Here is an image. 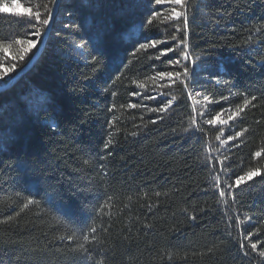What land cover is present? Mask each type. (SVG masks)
Instances as JSON below:
<instances>
[{
  "label": "trees",
  "instance_id": "16d2710c",
  "mask_svg": "<svg viewBox=\"0 0 264 264\" xmlns=\"http://www.w3.org/2000/svg\"><path fill=\"white\" fill-rule=\"evenodd\" d=\"M18 2L35 10L48 0ZM198 2L189 13L188 38L208 70L193 82L189 98L183 84L157 76L182 71L167 63L180 50L161 60L155 57L164 44L137 51L149 42L145 36L165 40L175 33L178 21L165 20L167 4L155 6L161 16L145 31L147 0H92V7L61 0L38 60L0 92V264H261L250 244L264 248V175L234 188V199L220 197L214 178L223 188L250 168L264 173V0ZM11 9L0 12V45L8 46H0V72L18 65L3 77L8 82L37 52L18 59L20 46L12 41L36 38ZM69 20L74 26L65 28ZM101 23L97 66L80 58L75 44L96 41ZM205 95L219 103L209 104ZM245 96L257 97L255 107L229 126L206 123L222 109L234 111ZM172 97L166 112L148 110ZM45 98L47 110H41ZM109 139L114 143L105 149ZM28 199L37 203L25 207ZM237 217H251L243 230ZM93 225L97 239L85 244L92 258L78 260L71 249L85 242L60 237ZM248 233L245 256L240 243Z\"/></svg>",
  "mask_w": 264,
  "mask_h": 264
},
{
  "label": "snow or ice",
  "instance_id": "6c2138e0",
  "mask_svg": "<svg viewBox=\"0 0 264 264\" xmlns=\"http://www.w3.org/2000/svg\"><path fill=\"white\" fill-rule=\"evenodd\" d=\"M82 3L85 4L87 7H92L93 3L92 0H81ZM149 5V12L150 15H147L146 20L143 24L140 25L141 28L145 29V31H148L151 29V27L154 26V21H156L161 16V11L156 8L157 5H165L167 4L169 6L168 8V14L165 17V20L167 21H178L174 25L175 27V33L171 34L169 37H167L165 40H158L154 37H148L145 36L144 39L146 43H142L139 45V49L137 51H146L148 48H157L159 44H164L165 47L159 51V55L155 57L156 60H161L162 57L167 56L168 53H174L177 50H180V56L176 60H172L171 57H168L167 63L169 65H172L174 68H182V71H159L157 72V76L160 79H164L167 77L168 81L171 84H175L176 82H179L184 85L185 91L188 92L189 98L192 97L193 94V82L198 78L199 74L201 72L207 71L206 64L207 62L201 57V56H194L192 52L190 51L191 45L189 43L188 33H189V13L193 11V8L199 7L198 0H147ZM61 0H48V3L46 4H38L35 6V10H33V6L29 7H23L22 4L18 2V0H12V3H0V12L5 11L8 8L16 9L23 7V12H16L15 15L17 17H22L26 19H21L16 21L18 24H26L27 28L34 29L30 33L31 36H34L36 39H15L12 41L14 44L19 45V53H18V59L20 61H24L25 57L32 52V50L35 48L37 51H39L38 44L43 43L42 37L45 34H48V28L50 25V22L54 18V10L58 9L60 7ZM40 7L44 8V11L41 12L39 9ZM68 15L71 17L72 13L69 12ZM35 21V23H33ZM182 21V23H180ZM74 22L69 20V22L64 24L65 28L73 27ZM78 27V25H75ZM261 28H264V25L261 26ZM103 24L101 23L100 28L97 31L96 41H84L81 39L80 43L75 44V48L78 50L77 55L80 58H83L86 63L93 64L99 66L102 57H103V51L98 46L97 41H99L103 34ZM260 29H258L259 31ZM250 31V30H249ZM29 33H25V35H28ZM182 34V36L180 35ZM4 39V38H0ZM249 40H251V37H249ZM262 40H264V33H262ZM170 41H175V44L172 47H168V44ZM4 47V50H8V46L6 45H0ZM95 53V54H93ZM35 55V54H33ZM135 55V53H134ZM88 57H91L88 59ZM15 59V58H14ZM31 60V58H29ZM187 62V63H186ZM18 65L13 64L10 69H7L5 72H0V87H4L7 85L8 81H4L3 77L7 75L8 71H12L15 69ZM28 67V64L25 63L23 66L20 67V72L17 73V75L22 74ZM223 68L221 67L220 72L223 73ZM9 79H12L11 77ZM220 82L219 80L217 81ZM224 83L227 85L229 84V81H224ZM160 87H166L167 85H159ZM143 87V86H141ZM136 95H139V93H135ZM115 95V94H114ZM161 95H167L166 93H161ZM199 95V93H197ZM243 95V94H241ZM150 99L155 100L156 97H149ZM175 97H172V99L168 100L167 104L163 105L160 108H151L148 109L149 111L153 112H166L168 108L175 102ZM205 101H207L209 104L213 103H219V101H213L209 98V96L205 95L203 97ZM229 97L227 96H221L220 100L227 101ZM257 100V97L252 96L250 99L245 96L243 100L242 105H237L235 110L231 109H222L221 113H218L215 117L206 120V123L209 125H216L220 124L222 126H229L228 121H234L236 120L250 105L252 107H255V105L252 103L253 101ZM47 99L45 98V103L41 105V110H47ZM130 107H137V105H129ZM208 109H205V112H207ZM228 111L230 112V115H228L227 120L221 119V115L223 112ZM205 113H201L200 116L203 118ZM0 120H2V117H0ZM155 122V121H153ZM51 126H55V122L53 121ZM111 126V122H110ZM193 126L198 128L197 121L195 118L193 119ZM188 131V129H185ZM198 130L203 131V129L198 128ZM248 129L244 128L241 131L235 132V137L242 136L243 132H247ZM111 135V134H110ZM135 135V133H133ZM232 135H229L227 137L228 140L235 139ZM221 141V145H225L226 141L221 139L220 136L217 137ZM114 141L112 139H109L105 144L104 148L108 149L110 145H112ZM111 155V153H109ZM255 157H261L262 152L257 151L254 153ZM227 157L224 158L226 160ZM87 164L88 161H85ZM221 170L223 171V164L224 161L221 160ZM103 167V166H101ZM106 175V173H105ZM258 175H264L260 171L259 167L250 168L247 172L244 173V175L238 176L235 179V184L232 183H224V187L221 188L220 185L223 183L219 177H215L214 179L217 181L214 185L215 188L219 190L220 197H234V188L240 187L242 184H246L249 181H251L255 176ZM225 189H228V191H225ZM156 195H160V193H156ZM112 200V197H108V200L106 203L110 202ZM37 203L33 199H28L27 203L25 204V207L28 205ZM103 207V205L101 206ZM251 217H246L245 221H241L239 217H237V226L243 230V225L246 222V220H250ZM80 235H77L76 231H73L70 235L67 236H61V240H67L69 242L83 240L85 243H78L76 247L72 248L71 250L73 252L79 253L78 260L80 257H84L86 259H91V254L88 252V249L85 247V244H91L93 241H96L97 237L94 235L97 232V226L93 225L91 227L87 228V231L85 229L81 228ZM253 233H248V235L243 237V240L240 243V248L243 250L245 256H249L250 253L245 247L244 241H249L252 237ZM251 251L254 253H257L259 257L264 258V248L258 247V242H253L250 244ZM171 259V257H169ZM100 264V262H98ZM261 264H264V260L261 261Z\"/></svg>",
  "mask_w": 264,
  "mask_h": 264
},
{
  "label": "water",
  "instance_id": "95a60500",
  "mask_svg": "<svg viewBox=\"0 0 264 264\" xmlns=\"http://www.w3.org/2000/svg\"><path fill=\"white\" fill-rule=\"evenodd\" d=\"M57 13V9L54 10V18H55V15ZM54 18L52 19V21L50 22V25H49V28H48V34H45L44 37H43V43H41L40 47H39V51H37L35 53V55L32 57V59L28 62V67L27 69L20 75H15L8 83L6 86L4 87H0V92H3V91H6L7 89H9L10 87H12V85H14V83L20 78L22 77L23 75H25L29 69L33 66V64L38 60L39 56L41 55L44 47H45V44H46V41H47V38L50 34V30H51V26L53 24V21H54ZM20 72V71H19ZM18 72V73H19Z\"/></svg>",
  "mask_w": 264,
  "mask_h": 264
},
{
  "label": "rangeland",
  "instance_id": "374dc122",
  "mask_svg": "<svg viewBox=\"0 0 264 264\" xmlns=\"http://www.w3.org/2000/svg\"><path fill=\"white\" fill-rule=\"evenodd\" d=\"M11 10H12V11H17V12L21 11V9H19V8L11 9ZM5 11H6V12H9V11H10V8L6 9Z\"/></svg>",
  "mask_w": 264,
  "mask_h": 264
}]
</instances>
